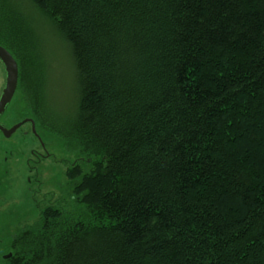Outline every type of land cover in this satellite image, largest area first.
I'll use <instances>...</instances> for the list:
<instances>
[{"label": "trees", "instance_id": "16d2710c", "mask_svg": "<svg viewBox=\"0 0 264 264\" xmlns=\"http://www.w3.org/2000/svg\"><path fill=\"white\" fill-rule=\"evenodd\" d=\"M31 1L76 86L60 127L30 108L35 134L76 162L5 263L264 264V0ZM18 35L0 45L24 95Z\"/></svg>", "mask_w": 264, "mask_h": 264}, {"label": "rangeland", "instance_id": "374dc122", "mask_svg": "<svg viewBox=\"0 0 264 264\" xmlns=\"http://www.w3.org/2000/svg\"><path fill=\"white\" fill-rule=\"evenodd\" d=\"M4 1V15L12 23H1L0 31L19 34L29 43V51L19 49L29 93L16 91L0 118L7 129L22 122L9 136L0 131V264H6L4 256L11 252V236L34 222L46 205L65 196L63 191L69 186L66 171L76 162L61 138L36 125L39 140L32 131L30 109L36 106L46 123L58 127L74 116L75 70L68 45L31 0ZM1 82L0 73V86ZM27 120L30 123H24Z\"/></svg>", "mask_w": 264, "mask_h": 264}, {"label": "water", "instance_id": "95a60500", "mask_svg": "<svg viewBox=\"0 0 264 264\" xmlns=\"http://www.w3.org/2000/svg\"><path fill=\"white\" fill-rule=\"evenodd\" d=\"M0 60L4 65L6 79L4 88L0 95V115L5 110L9 102L11 101L13 94L16 89L17 85V78H18V68L17 63L11 53L2 45H0ZM32 122V131L35 133L34 123ZM22 122L17 123L16 125L12 126L11 128L7 129L2 124H0V131H2L5 136H9L14 132L16 128H18ZM10 253L4 256V258L10 257Z\"/></svg>", "mask_w": 264, "mask_h": 264}, {"label": "flooded vegetation", "instance_id": "af4514ba", "mask_svg": "<svg viewBox=\"0 0 264 264\" xmlns=\"http://www.w3.org/2000/svg\"><path fill=\"white\" fill-rule=\"evenodd\" d=\"M0 73H1V76H2V78H3V82H1V86H0V90H1V93H2V90H3V88H4V84H5V79H6V73H5V68H4V65H3V63L1 62V60H0ZM17 86V85H16ZM16 90V89H15ZM1 93H0V95H1ZM15 93V92H14ZM10 103V102H9ZM7 107H8V105H7ZM7 107L5 108V110L2 112V114L0 115V118H1V116L4 114V112L6 111V109H7ZM29 117H27V119H28ZM1 122V121H0ZM29 121L27 120V121H25L24 123H28ZM30 123V122H29Z\"/></svg>", "mask_w": 264, "mask_h": 264}]
</instances>
